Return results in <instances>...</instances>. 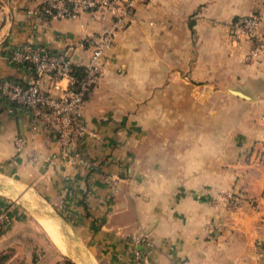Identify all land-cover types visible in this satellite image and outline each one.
Listing matches in <instances>:
<instances>
[{
    "label": "crops",
    "instance_id": "0c3cea01",
    "mask_svg": "<svg viewBox=\"0 0 264 264\" xmlns=\"http://www.w3.org/2000/svg\"><path fill=\"white\" fill-rule=\"evenodd\" d=\"M45 1L0 0V82L34 78L30 65L6 59L25 42L74 46L75 65L87 63L91 47L80 41L101 20L47 17ZM252 14L263 32L264 0L136 3L85 100L94 135L80 141V159H63L52 132L0 96V264H62L74 247L92 264H264V58L244 64L250 44L230 30ZM145 67L141 89L133 76ZM201 133L216 153L188 174L178 157ZM229 191L240 195L235 207Z\"/></svg>",
    "mask_w": 264,
    "mask_h": 264
},
{
    "label": "built area",
    "instance_id": "2783aa9c",
    "mask_svg": "<svg viewBox=\"0 0 264 264\" xmlns=\"http://www.w3.org/2000/svg\"><path fill=\"white\" fill-rule=\"evenodd\" d=\"M143 0H46L40 12L50 18H74L89 12L97 16L102 27L83 39L91 47V54L81 72H74L72 59L74 46L53 50L48 46L25 42L10 47L6 59L11 65H30L34 78L26 85L11 79L0 82V96L9 103H15L31 111L33 120L43 124L55 136L62 158L68 161L80 159V141L94 133L83 120L84 103L88 94L101 81L107 52L115 35L125 24L136 3ZM263 21L260 14L241 15L230 24L232 35L239 41L250 44L242 57L244 64L261 61L264 58V31L259 28ZM46 79L45 88H42ZM65 81V84H63ZM53 91H59L54 94ZM264 122V114L261 116ZM18 138V149L24 144ZM258 160L264 166V139L258 150ZM264 196V194H263ZM240 195L236 191L226 193L229 207H235ZM255 206L256 201L251 202ZM8 220L5 210H0V231ZM135 255L141 257L137 248ZM140 260V259H137Z\"/></svg>",
    "mask_w": 264,
    "mask_h": 264
},
{
    "label": "clouds",
    "instance_id": "9594fccd",
    "mask_svg": "<svg viewBox=\"0 0 264 264\" xmlns=\"http://www.w3.org/2000/svg\"><path fill=\"white\" fill-rule=\"evenodd\" d=\"M133 79L139 88H143L144 83L148 80V69H139L134 74ZM184 139V137H180ZM216 153V144L213 138L208 135L201 133L192 139L190 147H188L183 153L179 155V159L183 160L185 165V171L188 174L198 171L201 167V158L205 155L211 156Z\"/></svg>",
    "mask_w": 264,
    "mask_h": 264
},
{
    "label": "rangeland",
    "instance_id": "374dc122",
    "mask_svg": "<svg viewBox=\"0 0 264 264\" xmlns=\"http://www.w3.org/2000/svg\"><path fill=\"white\" fill-rule=\"evenodd\" d=\"M42 217H43V215H42ZM41 218H38V219H41ZM35 220H36V218H34V221ZM66 259L73 261L75 264H92V263H90V261L88 259L85 258V255L83 254V252L82 251L80 252L79 249H77L75 247L73 249H69L68 257H64V259L62 260V264H66L65 263Z\"/></svg>",
    "mask_w": 264,
    "mask_h": 264
},
{
    "label": "bare ground",
    "instance_id": "6f19581e",
    "mask_svg": "<svg viewBox=\"0 0 264 264\" xmlns=\"http://www.w3.org/2000/svg\"><path fill=\"white\" fill-rule=\"evenodd\" d=\"M12 184V183H11ZM10 187V186H9ZM32 204V203H31ZM35 204V203H34ZM33 207V206H32ZM45 212V211H44ZM47 215L45 216V218ZM39 220V219H38ZM43 221V220H42ZM44 228L47 231V233L50 235V237L55 241L57 245L60 247H63L62 241L60 240V232L59 229H57V225L54 222H43ZM42 226V225H41ZM58 231V233H57ZM57 233V234H56ZM61 250V249H60ZM79 263V262H78Z\"/></svg>",
    "mask_w": 264,
    "mask_h": 264
},
{
    "label": "trees",
    "instance_id": "16d2710c",
    "mask_svg": "<svg viewBox=\"0 0 264 264\" xmlns=\"http://www.w3.org/2000/svg\"><path fill=\"white\" fill-rule=\"evenodd\" d=\"M74 72H76V73H80V72H81V68L75 65V66H74ZM65 263H66V264H74V263H72L70 260H66Z\"/></svg>",
    "mask_w": 264,
    "mask_h": 264
}]
</instances>
